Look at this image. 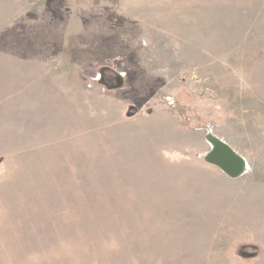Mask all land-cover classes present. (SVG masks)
<instances>
[{
	"label": "rangeland",
	"instance_id": "obj_1",
	"mask_svg": "<svg viewBox=\"0 0 264 264\" xmlns=\"http://www.w3.org/2000/svg\"><path fill=\"white\" fill-rule=\"evenodd\" d=\"M0 264H264V0H0Z\"/></svg>",
	"mask_w": 264,
	"mask_h": 264
},
{
	"label": "water",
	"instance_id": "obj_2",
	"mask_svg": "<svg viewBox=\"0 0 264 264\" xmlns=\"http://www.w3.org/2000/svg\"><path fill=\"white\" fill-rule=\"evenodd\" d=\"M206 140L210 149L204 156L205 163L218 168L232 179H237L244 174L247 162L230 145L211 134L206 136Z\"/></svg>",
	"mask_w": 264,
	"mask_h": 264
}]
</instances>
